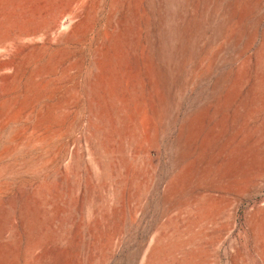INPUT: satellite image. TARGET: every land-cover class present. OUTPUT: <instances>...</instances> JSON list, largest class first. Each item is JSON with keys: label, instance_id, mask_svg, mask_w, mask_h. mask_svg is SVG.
<instances>
[{"label": "rangeland", "instance_id": "1", "mask_svg": "<svg viewBox=\"0 0 264 264\" xmlns=\"http://www.w3.org/2000/svg\"><path fill=\"white\" fill-rule=\"evenodd\" d=\"M0 248L264 264V0H0Z\"/></svg>", "mask_w": 264, "mask_h": 264}, {"label": "bare ground", "instance_id": "2", "mask_svg": "<svg viewBox=\"0 0 264 264\" xmlns=\"http://www.w3.org/2000/svg\"><path fill=\"white\" fill-rule=\"evenodd\" d=\"M167 1V0H166ZM175 1V0H174ZM178 2H180V1H178ZM230 2V1H229ZM144 3H145V1H144ZM149 3V2H148ZM169 3H170V1H169ZM175 3V2H174ZM201 3H202V1H201ZM240 4V3H239ZM75 5V4H74ZM169 5V4H168ZM167 5V6H168ZM183 4H182V2H181V6H182ZM142 6V5H141ZM165 6H166V4H165ZM183 6H185V5H183ZM136 8V7H135ZM169 7H167V9H168ZM181 8V7H180ZM185 8V7H184ZM241 8V7H240ZM201 9V8H200ZM199 9V10H200ZM131 11V10H130ZM168 11V10H167ZM74 12V11H73ZM170 12V11H169ZM200 12V11H199ZM171 14V13H170ZM239 17V16H238ZM248 18V17H247ZM182 23V22H181ZM152 24V23H151ZM173 25V24H172ZM153 28V27H152ZM170 28V27H169ZM155 31H157V30H155ZM228 31V30H227ZM169 33H170V30H169ZM248 33V32H247ZM169 37V36H168ZM170 38V37H169ZM157 40V39H156ZM163 45V44H162ZM182 45V44H181ZM156 46V45H155ZM161 47V46H160ZM175 48V47H174ZM157 49V48H156ZM161 49V48H160ZM146 52V51H145ZM117 69H119V68H117ZM167 98H168V96H167ZM159 114V113H158ZM159 119V118H158ZM6 255H7V251L4 249V248H0V261H2V260H5L6 259Z\"/></svg>", "mask_w": 264, "mask_h": 264}]
</instances>
